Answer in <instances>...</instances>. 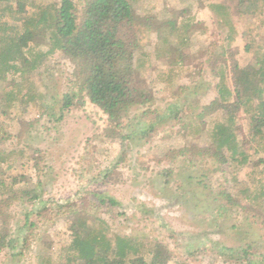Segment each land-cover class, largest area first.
<instances>
[{"label": "rangeland", "instance_id": "rangeland-1", "mask_svg": "<svg viewBox=\"0 0 264 264\" xmlns=\"http://www.w3.org/2000/svg\"><path fill=\"white\" fill-rule=\"evenodd\" d=\"M212 1H199L215 6L206 25L193 15L197 1L132 0L139 15L155 16L151 30L159 34L142 33L134 59L150 102L132 106L112 137L72 65L49 48V33L33 32L27 65L14 63L0 83V264H66L75 214L92 238L136 246L147 261L159 243L167 264H264V126L253 137L249 120L257 101L245 106L249 115L204 110L214 94L232 100L233 61L256 65L264 56V11L258 5L246 15L238 0H220L228 11L217 12L216 26L221 9ZM24 2L25 15L35 17L60 0ZM73 2L81 10L85 0ZM169 49L184 56L181 65H166ZM214 144L225 163L204 154ZM31 188L38 198L29 201L22 191Z\"/></svg>", "mask_w": 264, "mask_h": 264}, {"label": "trees", "instance_id": "trees-1", "mask_svg": "<svg viewBox=\"0 0 264 264\" xmlns=\"http://www.w3.org/2000/svg\"><path fill=\"white\" fill-rule=\"evenodd\" d=\"M237 2L246 15H255L258 5L264 11V0ZM0 6V20L10 17L13 22L9 24L4 21L0 24V63L5 69L0 74V83L6 80L7 71L15 68L14 63L27 65L24 50L30 43H34L33 32L41 29L49 33V48L51 46V50H60L72 65L73 76L80 92L107 116L108 135L112 137L115 135L113 133H117L114 127L119 126L127 117L132 106H142L150 102L149 96L139 90L140 69L135 66L134 59L135 54L141 51L140 35L151 31L156 21L154 15H139L132 0H85L81 10H78L73 0H60L58 4L42 8L35 17L25 15L24 0H0ZM7 12H13V15L7 16ZM177 14L176 19L181 13ZM19 21H22L21 29L17 26ZM175 21L174 18L169 22L172 29ZM171 33L169 32V35ZM166 54L170 64L177 63L170 49ZM256 61L257 66H244L233 61L232 100L227 103L213 100L204 109L210 113L226 110L229 115L244 110L246 115H249L245 106L256 100L257 104L249 116L253 137L259 136L264 126V56H258ZM63 99V108L72 105L69 95H65ZM204 154L217 158L221 164L226 162L222 150L217 149L215 144L204 151ZM232 155V158L235 157L234 153ZM0 186L4 187V183L0 182ZM22 194L28 196L29 201L38 198L33 188L22 191ZM109 202L116 205L113 200ZM4 203V195L0 194V210ZM0 216H3L1 212ZM69 231L71 241L67 251L71 256L66 264H167L169 260V254L159 243L154 245V250L148 251L147 261L143 253L136 255V246L123 250L122 241L115 243L105 237L92 238L87 222L78 214L70 220ZM4 245L5 236L0 235V250ZM239 251L224 248L222 252H241L243 256L247 255L246 250ZM131 255L133 257H130ZM246 264L253 262L247 260Z\"/></svg>", "mask_w": 264, "mask_h": 264}, {"label": "crops", "instance_id": "crops-1", "mask_svg": "<svg viewBox=\"0 0 264 264\" xmlns=\"http://www.w3.org/2000/svg\"><path fill=\"white\" fill-rule=\"evenodd\" d=\"M191 1H194V2H196L197 1V7L195 8V9H193V11H194V13H193V15L194 16H198V17H200V18H198V19H200V21H201V19H204L205 20V24L206 25H208L209 23V21H210V17H213V15H211L212 14V12H211V9L213 10V8H215V6L214 7H209V8H207V6H205V7H203L201 4H200V0H191ZM212 3H214V4H216L221 10H219V9H217V10H214L215 12H214V15H215V17H216V20H217V24H216V26H219V23L221 24L222 23V19H220L219 18V14L217 13V12H227L228 11V7L225 5V2L224 1H220V0H215L214 2L212 1ZM220 4H222V5H220ZM192 11V12H193ZM184 11L182 10V13H183ZM185 13V12H184ZM202 17H204V18H202ZM203 21V20H202ZM156 32L157 30L154 28V30H151L150 32ZM188 32H191V31H188ZM157 33V32H156ZM173 53H174V55L176 54L174 51H172ZM178 54V53H177ZM167 56V55H166ZM166 56H164V57H166ZM164 57H161V58H163V59H165ZM167 58V57H166ZM176 59V61H177V63H175V64H170V60L168 61V59H165L166 60V65H167V62H168V65L169 66H173V65H181L182 63V61H183V59H184V56H181L180 54H178L177 55V57H175ZM169 87H171V86H169ZM179 86H175V88L174 89H177ZM217 87V90H218V94H219V92H220V86H219V84H218V86H216ZM215 87V88H216ZM174 89L172 90V91H174ZM175 94V93H174ZM230 94H232V91L230 92ZM216 96H215V94H214V98L212 97V99L210 100V101H212V100H217V98H218V96H217V98H215ZM232 97H233V95H232ZM232 99V98H231ZM219 101V100H218Z\"/></svg>", "mask_w": 264, "mask_h": 264}]
</instances>
